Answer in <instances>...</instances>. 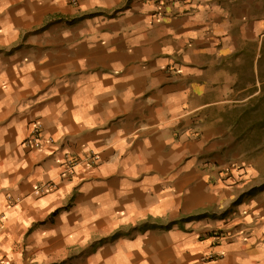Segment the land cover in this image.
Wrapping results in <instances>:
<instances>
[{
    "label": "crops",
    "instance_id": "1",
    "mask_svg": "<svg viewBox=\"0 0 264 264\" xmlns=\"http://www.w3.org/2000/svg\"><path fill=\"white\" fill-rule=\"evenodd\" d=\"M263 86L244 1L0 0V259L264 264V196L220 216L241 186L219 175L225 113Z\"/></svg>",
    "mask_w": 264,
    "mask_h": 264
},
{
    "label": "rangeland",
    "instance_id": "2",
    "mask_svg": "<svg viewBox=\"0 0 264 264\" xmlns=\"http://www.w3.org/2000/svg\"><path fill=\"white\" fill-rule=\"evenodd\" d=\"M246 2L251 17L264 16V0H239ZM245 73V72H244ZM252 75H250L251 77ZM248 73L243 74L236 87L238 90L247 85L245 79ZM264 87V86H263ZM262 94L252 98L248 104L234 107L227 115V128L233 136V148L230 151L222 168L234 166L233 172H228L229 186H241L239 193L233 200L230 209L222 211L220 216H227L235 206L243 201L264 196V88ZM252 88H249L251 90ZM239 98V97H237ZM248 183H247V182ZM246 182V184H245ZM205 216L214 218L216 215ZM224 229V228H223ZM218 229L215 231H220Z\"/></svg>",
    "mask_w": 264,
    "mask_h": 264
},
{
    "label": "built area",
    "instance_id": "3",
    "mask_svg": "<svg viewBox=\"0 0 264 264\" xmlns=\"http://www.w3.org/2000/svg\"><path fill=\"white\" fill-rule=\"evenodd\" d=\"M70 5L73 6H78L80 0H68ZM47 138L44 136L42 129L40 128V125H35L33 128V131L31 132L30 136L26 139V143L30 148L36 149V150H40L43 145L46 143ZM89 156L92 159V163L96 164L98 161V155L92 151L89 152ZM80 161L76 160V159H72V158H68L64 164V171L65 174H67L68 176L73 175L76 166H78ZM235 169L234 166H230V167H226L224 169H220L219 170V175H220V179H225L228 181L231 180V178H228L229 176L227 175L228 172H233ZM236 170V169H235ZM54 185L52 184H48L46 185V188H44L45 191L50 190L51 188H53ZM231 230H220V231H214L212 233V236L215 238H229V236H231ZM0 264H7L6 262H4L3 259H0Z\"/></svg>",
    "mask_w": 264,
    "mask_h": 264
},
{
    "label": "trees",
    "instance_id": "4",
    "mask_svg": "<svg viewBox=\"0 0 264 264\" xmlns=\"http://www.w3.org/2000/svg\"><path fill=\"white\" fill-rule=\"evenodd\" d=\"M201 216H205V215H198L196 217H190L188 220L193 219V218H198V217H201Z\"/></svg>",
    "mask_w": 264,
    "mask_h": 264
}]
</instances>
